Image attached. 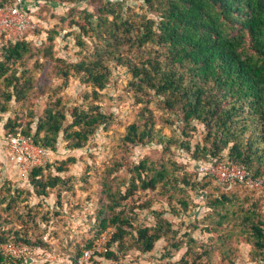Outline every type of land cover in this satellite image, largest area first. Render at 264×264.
<instances>
[{"label": "trees", "instance_id": "1", "mask_svg": "<svg viewBox=\"0 0 264 264\" xmlns=\"http://www.w3.org/2000/svg\"><path fill=\"white\" fill-rule=\"evenodd\" d=\"M0 1L12 3L15 0ZM88 1L93 5V11L71 8L62 18L71 28H77L78 31H71V34L81 47L82 57L77 61L55 57L53 42L58 31H50L43 54L53 59V76L62 83L49 89V101L37 119L33 111L25 125L17 118L9 119L5 125L6 140L9 134L21 133L37 146L55 151L62 134L70 149L83 148L90 137L110 120V115L90 100L91 96L97 100L99 92L107 86L113 64L125 65L132 74L130 84L135 97L146 105L147 111L141 114L143 122L128 126L124 144L137 146L156 142L170 150L176 143L197 162L196 171L202 179L194 181L189 173L179 179L166 163L143 159L128 167L130 177L120 178V183L105 181V197L95 213V238H100L109 229L113 232L104 251L99 254L108 260L119 261L131 250L153 251L160 240L179 248L180 243L175 239L177 230L164 216V211H152L154 223L151 225L137 224L136 209L152 207V199L135 203L139 191H155L161 186L167 192L179 180L186 187L205 189L207 179H214L223 189L214 176L200 171L201 164L222 159L241 165L254 179L264 181V0H145L151 10L158 12V18H144L139 26L126 17L123 0ZM40 27L29 29L23 37L2 47L0 113H6L13 100L24 102L30 94L34 78L28 70L18 75L15 65L23 64L26 56L32 53L28 35ZM87 35L95 37L90 56L83 52L87 47L84 39ZM130 40L139 47L148 43L155 45L157 54L140 63L131 60L123 54L124 46ZM71 77H77L92 87V92L85 96L89 100L85 101L86 105L67 107L64 102L60 92L68 86ZM151 96L158 98L163 109L179 115L182 139L168 138L154 130L155 120L147 107ZM198 125L203 129V138L193 145L192 132L198 131ZM74 162L75 158L69 157L56 165V170L66 172ZM174 166L183 167L177 163ZM50 167V164L36 165L30 170V183L39 196H48L57 187L68 189L66 186H70L69 178L46 174ZM230 187L229 191L218 188L220 196L211 201L218 216L212 223L213 228H223L225 223L233 221L230 234L240 227L239 231L245 233L247 242L252 245L253 260L264 264V218L259 209L260 202L252 198L254 193L260 192L242 182ZM238 187L249 191L246 196L249 206L239 203L241 197L235 190ZM18 196L9 193L3 201H8L11 208ZM179 202L185 209L188 207L185 199H179ZM237 204L239 209L232 211L231 215L230 207ZM6 243L37 244L19 230H1L0 227V264L25 261L4 254L1 246ZM38 243L43 244V241ZM93 246L94 239L85 248ZM231 250L224 251L226 257L230 258ZM84 251L80 249L74 255L72 264H79ZM170 264L215 263L209 247L190 246L179 261Z\"/></svg>", "mask_w": 264, "mask_h": 264}, {"label": "rangeland", "instance_id": "2", "mask_svg": "<svg viewBox=\"0 0 264 264\" xmlns=\"http://www.w3.org/2000/svg\"><path fill=\"white\" fill-rule=\"evenodd\" d=\"M36 12V19L40 29L30 32L28 37L32 42V53L26 56L23 64L15 65L18 75L25 70L34 78V85L28 98L24 102L17 103L13 100L6 113H0V227L2 229L19 230L26 234L37 244L29 246L32 253L22 257L25 261L21 264H72V258L80 249L95 238L96 211L101 200L105 197L103 183L111 181L120 183V178L130 177L128 167L138 164L143 159L148 162H164L171 173L179 179L184 173L191 174L192 180H201L202 175L197 174V162L178 144L173 143L170 150L164 149L162 144L153 142L148 145H125L123 142L127 128L134 122H143L141 115L147 110L146 105L140 103L135 97L130 81L132 74L125 65L113 64L112 75L107 86L99 92L97 100L91 96L90 100L99 104L101 109L110 120L102 125L88 140L87 144L80 149H70L68 143L59 138L57 149L48 151L44 166L50 164L46 174L61 175L69 178L68 189L60 187L50 191L48 196H39L30 183L29 175L23 176L21 167L13 159L12 149L6 140L5 125L10 118L26 124L33 111L36 119L43 114L49 101L50 88L60 85L62 82L53 76V59L43 54V49L49 43L50 31H58L55 36L54 56L64 57L70 61H77L82 57L81 47L78 46L75 35L71 31L68 21H63L71 8L82 10L88 8L93 11L94 7L88 0L68 2L64 0H29ZM107 0H103L106 2ZM116 1V0H113ZM125 3L126 17L136 26L144 18H158V12L151 10L145 0H123ZM37 26V27H38ZM70 33V34H69ZM87 47L84 54L91 55L94 50L93 39L87 35L84 37ZM0 46V53L2 51ZM123 54L136 62H142L150 56L157 54V47L151 43L142 47L130 40L123 49ZM0 79V88H2ZM92 92V87L82 83L79 78L71 77L67 87L60 94L67 107L85 104L87 93ZM158 98L151 96L147 107L152 111L155 120L154 130L168 138L182 139V122L178 114L163 109L157 102ZM70 120V117H69ZM35 127V124H34ZM201 125L198 131L192 132L191 142L194 145L203 138ZM69 157H74L66 172L59 173L56 165H59ZM44 161V160H43ZM174 163L183 167L176 168ZM119 165H122L119 166ZM208 187L203 189L186 187L179 180L169 191L163 187L155 191H139L136 195V204L152 199L150 209H139L138 225H151L154 223L153 210L164 211V216L170 219L177 230L175 237L180 247H171L165 240L156 243L153 251L142 253L139 250H131L127 256L119 261L108 260L96 250L91 257L85 259L83 264H170L179 261L190 246L212 251V259L215 264H263L262 261L253 260L251 255L252 245L247 242L245 233L240 232L238 227L231 235L234 222L225 223L223 228L215 230L213 221L218 217L211 205L212 199L220 196L218 182L207 179ZM222 185V184H221ZM223 186V191L231 190L230 186ZM11 190V191H9ZM240 195L239 203L249 206L246 201L248 190L238 187L235 189ZM233 191V190H232ZM15 194L19 196L12 207L8 201L3 200L7 196ZM171 195L174 198H171ZM252 198L260 202L261 215L264 218V194L254 193ZM185 199L188 207L185 209L179 202ZM240 205L230 207V213L239 209ZM2 224V225H1ZM43 244H39V241ZM99 242V241H97ZM106 246V242L101 244ZM230 251V258L224 251Z\"/></svg>", "mask_w": 264, "mask_h": 264}, {"label": "built area", "instance_id": "3", "mask_svg": "<svg viewBox=\"0 0 264 264\" xmlns=\"http://www.w3.org/2000/svg\"><path fill=\"white\" fill-rule=\"evenodd\" d=\"M37 26L36 12L29 0H15L12 3L0 1V46L23 37L26 31ZM7 140L12 149L13 159L21 167L23 176H28L34 166L43 165L46 162L45 157L49 155V152L37 146L31 138L18 133L16 135L9 134ZM200 171L211 174L224 186L242 182L264 194L263 180L254 179L244 167L227 159L211 164L203 163L200 165ZM112 232V229H109L98 238L99 242L96 241L93 248L85 250L79 264H83L84 260L91 257L96 250H103L105 246L103 247L101 244L107 242ZM1 247L4 254L10 257L22 258L32 253V249L28 245L6 243Z\"/></svg>", "mask_w": 264, "mask_h": 264}]
</instances>
